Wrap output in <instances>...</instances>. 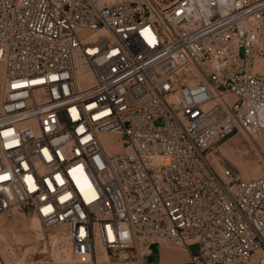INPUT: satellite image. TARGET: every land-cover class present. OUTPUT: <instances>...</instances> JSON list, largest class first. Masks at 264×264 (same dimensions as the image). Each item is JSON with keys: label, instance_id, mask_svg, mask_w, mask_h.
Wrapping results in <instances>:
<instances>
[{"label": "built area", "instance_id": "1", "mask_svg": "<svg viewBox=\"0 0 264 264\" xmlns=\"http://www.w3.org/2000/svg\"><path fill=\"white\" fill-rule=\"evenodd\" d=\"M263 18L264 0H0V260L161 264L165 241L264 264V174L212 160L264 137ZM32 217L44 241L63 227L58 259H24Z\"/></svg>", "mask_w": 264, "mask_h": 264}, {"label": "rangeland", "instance_id": "2", "mask_svg": "<svg viewBox=\"0 0 264 264\" xmlns=\"http://www.w3.org/2000/svg\"><path fill=\"white\" fill-rule=\"evenodd\" d=\"M163 4H168L172 0H159ZM264 25V24H263ZM262 25V34L260 38L264 41V27ZM258 52L255 68L258 72L264 73V44L261 42L260 45H258ZM3 73V66L0 62V100L2 97V85H1V77ZM261 137H250L246 135H242L241 133H234L231 136H229L227 139L221 141L214 149V152L212 154V157L216 162H219V165L224 163L227 166L231 167L236 175H238L241 178H251V177H257L262 174H264V153H262V150L260 148L264 146L260 145L259 140ZM221 148L222 153L220 154L216 149ZM214 155V156H213ZM222 155V156H219ZM217 156L218 160H217ZM15 216L18 217L19 215L15 213ZM33 220H24L22 223L24 225V229H29L31 227L32 231H36L38 228L37 224H32ZM40 230L41 225H40ZM44 233L47 235L44 239H42L43 235H36L34 233L24 232V239L26 245V253H24V259H27L28 257H32L33 255L35 258H41L42 255L40 254L41 251L45 248H47L46 253H50L53 257L57 255V249H56V243H63L62 245H66L65 238H64V229L63 227H54L50 228ZM49 241V244H48ZM43 243H45L43 245ZM158 247H161L162 249L170 250V249H178L182 251L185 254V251L177 246L170 243H167L165 241H159L158 244H155L153 248V254L148 258L152 263H156V253ZM190 250L192 253H196L198 250L197 245L191 244ZM25 252V251H24ZM186 255V254H185ZM24 259H21L20 261H23ZM187 260V256H186ZM6 261V262H5ZM0 260L1 264H13L11 261ZM8 261V262H7ZM19 261V262H20ZM167 259L164 257L162 258V262H166ZM20 262L19 264H21ZM176 264V263H175ZM180 264V263H179ZM184 264V263H183Z\"/></svg>", "mask_w": 264, "mask_h": 264}, {"label": "bare ground", "instance_id": "3", "mask_svg": "<svg viewBox=\"0 0 264 264\" xmlns=\"http://www.w3.org/2000/svg\"><path fill=\"white\" fill-rule=\"evenodd\" d=\"M104 3H108V4H110V3H114L115 1H117V0H102ZM263 24H264V18H263ZM261 44V38H259V45ZM114 138H115V135L114 134H111V135H105V139H104V145L107 147V149H109L110 151H114V150H118L119 149V144H112V145H110L109 144V141H113L114 140ZM259 143H260V145H262V146H264V137H261V139L259 140ZM214 156V155H213ZM212 160H213V162H215L216 164H217V162L214 160V158L212 157ZM251 178H254V177H251ZM30 221L31 220H33L32 221V224H37L38 225V228L36 229V231H32V229H31V227H29V229H27L29 232H31V233H34V234H36V235H40V237H41V235H42V233H41V230H40V221L36 218V217H32V218H30L29 219ZM65 252V254H64V259L65 260H68L69 259V253H68V251L67 250H64ZM58 255H59V253H57V255L55 256V258H57L58 259ZM0 264H1V262H0ZM4 264V263H3Z\"/></svg>", "mask_w": 264, "mask_h": 264}, {"label": "crops", "instance_id": "4", "mask_svg": "<svg viewBox=\"0 0 264 264\" xmlns=\"http://www.w3.org/2000/svg\"><path fill=\"white\" fill-rule=\"evenodd\" d=\"M263 27H264V25H263ZM261 42L264 44V41L262 38H261ZM216 151H218L219 153L220 152L222 153L221 148L216 149ZM219 156H222V155H219ZM219 156H217V160H218ZM157 252L158 253H156L157 254L156 255V263H161V264H175V263L176 264H179V263L183 264L184 263V264H186V261H187L186 260V256H187L186 252H185V254H186L185 255L182 251H180L178 249L166 250V249H162L161 247H158ZM163 257L165 259H167L166 262H162Z\"/></svg>", "mask_w": 264, "mask_h": 264}]
</instances>
